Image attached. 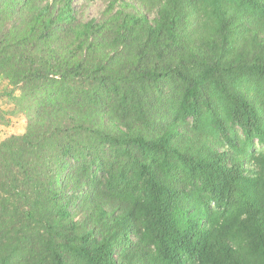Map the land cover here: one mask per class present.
<instances>
[{"label": "trees", "instance_id": "trees-1", "mask_svg": "<svg viewBox=\"0 0 264 264\" xmlns=\"http://www.w3.org/2000/svg\"><path fill=\"white\" fill-rule=\"evenodd\" d=\"M73 1L0 0V264H264V0Z\"/></svg>", "mask_w": 264, "mask_h": 264}, {"label": "rangeland", "instance_id": "rangeland-1", "mask_svg": "<svg viewBox=\"0 0 264 264\" xmlns=\"http://www.w3.org/2000/svg\"><path fill=\"white\" fill-rule=\"evenodd\" d=\"M125 1L128 2L129 5H132L134 9L137 8L138 11L146 14L150 20L154 17V13L149 12L141 3L135 2V0ZM109 2V0H74L72 8L75 12L76 23H86L91 19L96 22L105 20L107 15L104 13L107 10ZM120 4L119 1L114 5L113 11H111L112 14L120 8ZM10 88L11 87L8 86L7 81L0 80V91L5 90L8 92ZM19 95L20 92L15 90L14 96L18 97ZM27 113L29 112L23 107H17L13 99L8 98L7 95L0 97V142L10 136H20L25 133ZM239 136L241 138L240 133ZM249 150L256 153L264 151L257 143H254Z\"/></svg>", "mask_w": 264, "mask_h": 264}]
</instances>
